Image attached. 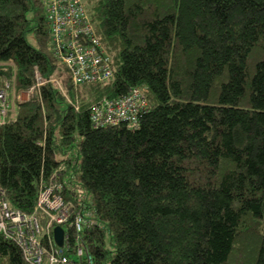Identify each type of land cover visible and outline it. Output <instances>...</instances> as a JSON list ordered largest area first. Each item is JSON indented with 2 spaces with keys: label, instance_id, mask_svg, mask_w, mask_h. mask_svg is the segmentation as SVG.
<instances>
[{
  "label": "trees",
  "instance_id": "1",
  "mask_svg": "<svg viewBox=\"0 0 264 264\" xmlns=\"http://www.w3.org/2000/svg\"><path fill=\"white\" fill-rule=\"evenodd\" d=\"M85 3L114 76L75 85L44 0H0V80L29 92L0 124L10 208L33 213L55 184L93 218L68 232L95 264H264V0ZM133 86L137 126L91 125L94 103ZM0 264L32 263L0 235Z\"/></svg>",
  "mask_w": 264,
  "mask_h": 264
},
{
  "label": "built area",
  "instance_id": "2",
  "mask_svg": "<svg viewBox=\"0 0 264 264\" xmlns=\"http://www.w3.org/2000/svg\"><path fill=\"white\" fill-rule=\"evenodd\" d=\"M44 2L51 51L57 65L65 69L73 84L111 80L114 76L111 57L95 31L84 0ZM50 80L57 81L55 76ZM41 83L38 78L37 84ZM8 87L7 82L0 80V124L9 112L6 99ZM147 107L144 88L133 86L123 95L103 98L94 103L90 123L93 127H100L125 122L135 127L139 115ZM92 223L94 220L91 216L79 212L71 214L69 204L57 193L55 184L40 189L31 214L10 208L4 192L0 190V235L15 241L26 260L32 264H71L69 253L72 249L77 264H95L93 254L81 243H76L69 250L68 227L78 233ZM56 226L63 229L61 245H57L53 238V228Z\"/></svg>",
  "mask_w": 264,
  "mask_h": 264
},
{
  "label": "rangeland",
  "instance_id": "3",
  "mask_svg": "<svg viewBox=\"0 0 264 264\" xmlns=\"http://www.w3.org/2000/svg\"><path fill=\"white\" fill-rule=\"evenodd\" d=\"M84 4H85L86 10H88L87 9L88 7H87V5L85 3V0H84ZM88 14H89V12H88ZM57 75H58V72L56 70V72L53 74V77L55 76V78H58ZM57 84L59 85V82ZM9 92H10V95H8L6 97V99H7V102L9 104V112L13 113V111H15L16 107H17L16 103L26 100L28 98V96H29V92H23V91L17 92V91H15L13 89H10V91H9V89H8V93Z\"/></svg>",
  "mask_w": 264,
  "mask_h": 264
},
{
  "label": "water",
  "instance_id": "4",
  "mask_svg": "<svg viewBox=\"0 0 264 264\" xmlns=\"http://www.w3.org/2000/svg\"><path fill=\"white\" fill-rule=\"evenodd\" d=\"M53 238L57 245L62 244L63 229L60 226H56L53 228Z\"/></svg>",
  "mask_w": 264,
  "mask_h": 264
}]
</instances>
